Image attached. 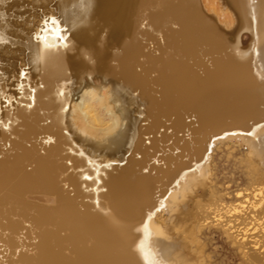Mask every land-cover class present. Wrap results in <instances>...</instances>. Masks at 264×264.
I'll return each mask as SVG.
<instances>
[{
    "label": "bare ground",
    "instance_id": "1",
    "mask_svg": "<svg viewBox=\"0 0 264 264\" xmlns=\"http://www.w3.org/2000/svg\"><path fill=\"white\" fill-rule=\"evenodd\" d=\"M94 1H39L37 20L46 16L45 24L50 20L48 12H52L65 22L58 20L67 41L50 50L42 47L43 40L14 28L9 18L0 14V47L8 35L11 45L25 37L20 48L24 55L8 60L6 72H15L16 62L31 65L30 71L43 85L35 93L31 109L16 111L14 118L27 142L40 135L51 136L54 146L49 151L55 156L32 158L31 150L17 144L11 146L17 151L12 160L9 149L3 152L0 249L4 250L0 264H13L9 249L15 246L9 236L1 235L17 230L10 222L12 214L39 231L53 225L67 232L62 239L55 233H41L35 257L17 255L18 262L26 264H145L141 245L154 248L153 258L158 254L165 264H212L200 244L204 231L211 227L223 230L248 263L264 264V253L256 247L253 250V241H249L258 237L253 245L260 244L263 250L264 0H224L235 13L236 25L232 30L224 26L228 31L219 34L197 18L194 0H98V6ZM142 14L149 23L146 21L144 31L137 27ZM170 24L177 28L166 30ZM244 28L252 33V45L242 40ZM150 29L158 31L165 43L149 46L151 51H147L145 41H154ZM41 35L46 37V33ZM172 55L194 59L198 67H203L201 56L205 55L210 64L199 76L193 62L174 63ZM150 72L158 74L154 81ZM100 78H111L119 90L123 127L111 91L101 84L93 85V80ZM60 86L67 89L54 94ZM154 86L160 89L158 97L151 89ZM147 107L151 122L139 127V115ZM62 114L85 137L104 141L89 143L86 156L72 157L74 167L88 177L105 172L107 191L97 198L100 203L96 206L80 181L66 177L74 191L72 197L58 182L59 158L70 144ZM186 115L195 117V133L202 136L194 149L191 147L198 163L187 165L166 158L170 166L157 173L159 177L155 175L157 179L162 175L166 188L153 196V179L136 176L149 155L147 149L138 143L136 149L143 157L129 161L135 138L138 133L153 134L162 118H173L174 128L179 129ZM117 134V138L105 141ZM5 138L6 134L0 133V141ZM219 152L228 160L235 159V166L245 176V185H237L234 193L228 183L219 188L215 162ZM31 159L33 170L27 173L23 166ZM37 192L54 207L26 201L27 195ZM232 194L233 199H227ZM60 244L69 248V256L55 250Z\"/></svg>",
    "mask_w": 264,
    "mask_h": 264
},
{
    "label": "rangeland",
    "instance_id": "2",
    "mask_svg": "<svg viewBox=\"0 0 264 264\" xmlns=\"http://www.w3.org/2000/svg\"><path fill=\"white\" fill-rule=\"evenodd\" d=\"M39 1L40 0H0V14L6 15V17L9 18L11 22L10 23L11 26H13L14 28L24 29L25 31L24 34L33 33L35 38H37V36L43 37V35L41 34L46 33V37H48V39L46 42L42 41L41 43H45L42 46L43 48L50 50L51 48L55 46H60L62 43L66 42L68 36L63 35L65 37L63 41L55 40L52 37L51 33L48 31V29H51L52 27L50 28L45 27L44 20L46 16L44 17V19L37 20L38 18H40L39 12L37 11V4L39 3ZM202 4L204 9L208 13L213 14L220 24L224 25L228 30L234 29L236 25L235 13L232 9L228 7L227 3L224 0H207V2L206 0H203ZM248 4L252 8V5L250 3ZM143 15L144 14H142V16H140L141 18L140 19L138 18L137 21L139 23V24L137 23V27L138 30L140 31H144L142 29L144 25L146 24L149 25L148 21L145 18H143ZM47 16L49 18L56 19L57 21L56 27L61 32L62 26L58 23V20H61V18H59L57 15H53L52 12H48ZM141 19L143 21L140 22L139 20ZM231 21L234 22L235 24L231 25L232 23ZM168 26H166L165 28L166 30H174L177 28V26L174 24H170ZM150 30L151 31L148 32L153 36L154 41L153 42L145 41L144 45H145V50L147 51H151L148 50L150 48L149 46L154 48L157 45H161L162 42L165 43V40L162 38V35L158 31H156L155 29H150ZM243 33H245V35H243ZM8 39H9V35L6 37L5 43L2 44L0 47V111H1L0 133L6 134V138L4 139L5 141L3 142L0 141V148H1L0 150H2L0 152V159H3L2 158L3 152L7 151L8 149L10 150L9 157L11 158V160L13 159L14 156L16 157L17 154L15 152L17 151L11 149L12 144L13 145L17 144V147L20 146L19 148L22 149L31 150L32 158L33 157L49 158V156L50 158H54L55 156L52 154L53 151L52 152L49 151L50 149H52V146H54L53 138L51 136H48V134L45 136L40 135V137L38 138L35 137L36 139L34 138V140L36 141L32 143L27 142L24 136H21L23 129L18 128L20 126L19 121L17 120V118H14L16 113H18L21 110L24 111L23 110L24 108L26 109L25 111L31 109L30 106L32 104L30 105V103H32L35 93L39 92L43 88V85L40 83L39 79L36 76H34L30 71L31 65H24V64L20 65L19 62L18 63L16 62L17 64L16 67L18 66L17 70L15 72L11 71L12 73L6 72L8 60L12 58L16 59L24 55L23 51L20 48L21 45H24L25 37L21 39H16V43L14 45H11ZM242 40L244 42L250 41L251 45L253 44L252 33L248 29L245 30L244 28V31L242 32ZM171 57L174 63L185 64L187 62H193V69L196 72V74L199 76L203 75V69L208 67L210 64L209 62L210 58L206 57L205 55L204 57L203 55L201 56L202 58L201 64L203 67H198L196 61L191 58L182 59L180 56H173V55ZM139 66L145 67L143 63H140ZM200 72H202V74H200ZM157 75L158 74L156 72H150L149 73L150 80L154 81ZM97 84L98 85L101 84L100 86L106 87L111 91L113 95L112 102L116 108V111L122 118V127H123L124 118L121 110L124 106H122L120 102V93L117 87L115 86L114 81L111 78H107V79L100 78L97 80H93V85L96 86ZM66 89L67 87L60 86L59 90L57 89L56 91H54V94L60 93L61 91H64ZM151 89L156 97L161 95L159 92L160 91L159 87L154 86ZM133 94L135 95L136 93ZM59 109L58 111L62 113V108ZM139 117L141 118L139 127L149 125V123L151 122V117L148 114V107L146 108L145 113L140 114ZM62 118H63L62 122L64 124V129H65L64 134L68 139V141L70 142L69 144L70 146L68 145L69 148L66 147L64 149L63 151L64 157L62 156L61 158H59L58 168H60V171L57 174L58 182L60 184L62 191L66 193L67 196L72 197L74 196L73 193L74 191L71 185L66 181L67 180L66 177L72 176L74 179L80 181L81 184L84 185V188L86 187L85 189L83 188V191L88 193L89 196L91 195L90 196L92 200L91 204L93 203L96 206L97 204L100 203V201L97 198H99L101 195H104L107 191L104 184L105 172H98L95 174V176L88 177L84 175L85 173L81 169H76L74 167V162L72 161V157L76 158V157L86 156V154L90 151L89 143L98 144L104 141L94 140L93 138L88 136L85 137V135H83L77 129L71 126V124L68 122V118L67 119L64 118L63 114H62ZM171 120H173V118L160 119L159 124L156 130H154L153 134L147 133L146 135V133L144 134V132L141 134L138 133V135L136 136L137 138H135L133 147L131 148L129 155V161L131 160L139 161L140 159H142L143 154H141V152L136 149L138 143L140 146L141 145L144 146L143 148H146L147 149L146 151L149 152V155L146 156V160H144L145 163L141 167H139V169L136 171L137 174L136 176L142 178L143 177L151 178V180L153 179V184H154L152 185L153 196H155L157 193L163 192L164 189L166 188L165 187L166 181L165 179H163L162 175H160L162 179L156 178V176L159 177V174L157 173L166 170L167 167L170 166L168 165L169 162L167 161L166 158L169 157L172 160H175V162L185 163L187 165L190 164L196 165L198 163L197 158L191 149V147L194 149L196 141L202 138L200 134L195 133L197 130L196 127L198 128L195 117L193 115L184 116L182 118V126L179 129L174 128L173 126L174 120L173 121ZM122 127L120 129V132L122 130ZM14 129L16 132L13 131ZM119 134H117L114 137H111L110 139H106L105 141L115 139L119 136ZM155 140H159L157 141L156 146H154L153 144ZM187 146L190 147L188 148ZM219 153L220 154H218L215 158L216 165L218 164L217 165L218 173L216 172L217 173L216 177L220 185L219 188L224 183L225 184L228 183L230 184V192L234 193L237 188V185L239 184L245 185V176L242 170L241 169L239 170L235 166L234 163L235 159L233 161L228 160L227 157H225L226 155L224 152H219ZM222 154L224 156L221 157ZM236 158H239V156H237ZM33 161L34 160L31 159L28 162L24 163L23 168L25 169L24 170L25 172L30 173L33 170V165H34ZM38 194L40 193L37 192L27 195L26 201H28L31 204L36 203L35 206L40 205L41 207H44L45 205L46 208L49 206L48 209L54 207L55 205L54 203H48L44 200L43 194L42 195L41 194L38 195ZM234 195L235 194L228 196L227 199L232 200ZM41 197H43V199ZM54 220H58V217H55ZM10 222H13L15 226H17L16 228L17 230L11 233L3 231L2 232L3 234L1 235L9 236L15 246L12 250L9 249V260H11L13 264H26V263L18 262V257H17L18 254L26 258L35 257L34 247L39 243V237L41 233L43 234L55 233L61 239L67 235L66 231H59L56 228H54L53 225L44 226L39 231L38 229L33 227L31 223H29L24 219H20L14 214L10 216ZM140 232H141L140 235L144 233L142 228L140 229ZM257 239L258 237H256L255 239L249 238V241H253L252 245L250 246L253 248V250H256V248H258L259 249V250L257 249L258 252H260L261 250L262 251L261 253H264V247L262 250L260 244H258L257 246L253 245L254 241ZM2 244L3 243H1L0 246ZM200 244L205 247L207 251L208 261L211 262L212 264H250L248 263V261H246L245 257L243 256L244 255L242 253L243 251L241 249L239 250L238 246L232 243L229 237L227 236V234L219 228L211 227L206 229L204 231V235L202 236ZM55 248L56 251H58L59 253L65 256L70 255L69 248L64 244H60V247L56 246ZM139 248L141 250L143 249L144 251L150 250L152 258L153 255H155L154 248H148L143 245L139 246ZM3 250L4 248L0 249V252ZM155 257L156 258L153 259L157 261L158 264H165L158 259L159 257L158 254Z\"/></svg>",
    "mask_w": 264,
    "mask_h": 264
},
{
    "label": "water",
    "instance_id": "3",
    "mask_svg": "<svg viewBox=\"0 0 264 264\" xmlns=\"http://www.w3.org/2000/svg\"><path fill=\"white\" fill-rule=\"evenodd\" d=\"M94 5L100 4L98 0L94 1ZM194 6H195V14L197 18L204 24L206 25L209 29H211L214 33H223L228 30L225 29L224 25L220 24L216 17L208 13L203 5L201 0H194ZM81 38H84L83 36ZM71 63V62H70ZM123 163V162H120Z\"/></svg>",
    "mask_w": 264,
    "mask_h": 264
},
{
    "label": "snow or ice",
    "instance_id": "4",
    "mask_svg": "<svg viewBox=\"0 0 264 264\" xmlns=\"http://www.w3.org/2000/svg\"><path fill=\"white\" fill-rule=\"evenodd\" d=\"M49 23L52 25V28L48 29V31L51 33L52 37L57 41H63L65 39V37L61 34L60 30L56 27V25H57L56 19L50 18L49 21L45 22L46 25ZM47 39H48V37L37 36V40H43L44 42H46ZM0 42H2V41H0ZM235 134H237V133H233V135H235ZM247 134L252 135V133H247ZM145 232H147V229H145ZM142 251H143V258L145 260V264H158V262L152 258L150 250L144 251L142 249Z\"/></svg>",
    "mask_w": 264,
    "mask_h": 264
}]
</instances>
